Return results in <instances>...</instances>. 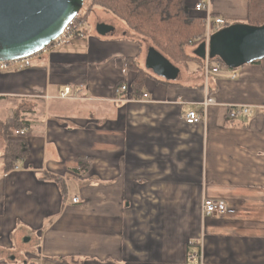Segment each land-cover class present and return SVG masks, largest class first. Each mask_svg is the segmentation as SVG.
<instances>
[{
    "label": "crops",
    "instance_id": "crops-1",
    "mask_svg": "<svg viewBox=\"0 0 264 264\" xmlns=\"http://www.w3.org/2000/svg\"><path fill=\"white\" fill-rule=\"evenodd\" d=\"M204 1L225 27L248 24L251 0ZM103 14L30 68L0 71V264H190L198 244L205 264H264V68L208 77L197 45L186 66L170 60L181 77L167 82L146 69L151 47ZM188 14L207 16L195 2ZM99 24L113 35L98 36ZM128 60L147 76L137 100L118 102L116 89L137 77ZM208 94L216 105L187 125ZM231 105L254 114L229 122ZM13 119L28 124L14 137L28 155L8 172ZM82 159L89 165L76 173ZM209 200L230 211L204 216Z\"/></svg>",
    "mask_w": 264,
    "mask_h": 264
},
{
    "label": "water",
    "instance_id": "water-1",
    "mask_svg": "<svg viewBox=\"0 0 264 264\" xmlns=\"http://www.w3.org/2000/svg\"><path fill=\"white\" fill-rule=\"evenodd\" d=\"M85 0H0V62L35 55L59 38L80 15ZM101 37L113 28L99 24ZM194 55L205 61L220 59L228 69L238 70L264 60V25L235 24L201 43ZM146 69L167 82L179 81L181 70L155 48H150Z\"/></svg>",
    "mask_w": 264,
    "mask_h": 264
},
{
    "label": "trees",
    "instance_id": "trees-1",
    "mask_svg": "<svg viewBox=\"0 0 264 264\" xmlns=\"http://www.w3.org/2000/svg\"><path fill=\"white\" fill-rule=\"evenodd\" d=\"M199 0H91L90 9L99 8L110 13L119 20L133 38L140 41H149L150 47L155 48L169 60L177 65H187L194 58L185 53V47L189 46L190 40L204 36L206 31L203 18L189 16L191 2ZM89 12V11H88ZM87 13H81L78 19H86ZM249 25H264V0H251ZM201 61L200 59H196ZM255 64L262 65L264 60ZM126 66L136 72L137 77L130 85V95L137 98L136 93L142 89L146 73L139 68L135 60H128ZM26 129L28 124L13 119L11 124L4 128L5 149L1 159L5 164L6 171L10 172L17 167V163L24 160L28 155V147L24 141L14 139L16 131ZM28 134V133H27ZM89 159H82L78 173L89 165Z\"/></svg>",
    "mask_w": 264,
    "mask_h": 264
},
{
    "label": "built area",
    "instance_id": "built-area-1",
    "mask_svg": "<svg viewBox=\"0 0 264 264\" xmlns=\"http://www.w3.org/2000/svg\"><path fill=\"white\" fill-rule=\"evenodd\" d=\"M195 11L197 13H207V16L205 17V26H206V32L201 39L200 37L194 40L195 43L200 44L203 42L208 43L210 38L213 34L219 32L226 26L225 20L221 18H212L208 11H209V5L204 0H199L196 3ZM88 31V25L87 22L83 19H78V17L67 27L65 32L57 38L55 41H53L46 49L43 51L26 57L22 59H17L14 61H8V62H0V71H8L11 69L15 70H25L32 66V62L35 58L38 56L47 54L50 52V50L58 47L61 44H64L68 41L75 40V39H82L86 36V33ZM205 62V73L208 77L213 75H219L221 72L225 70H230L227 68V66L218 58L216 59H210L209 57L206 58ZM238 75L234 73V70H232L231 74L229 75V78L231 80H236ZM130 84L124 83L120 85L116 89V101L123 102V101H134L137 100L136 98L132 97L130 93ZM71 94V89L67 88L64 90V93L61 95V98L65 99ZM148 98V95H143V100H146ZM216 105V100L214 97L208 96L204 100V102L201 104L202 106V112H195L191 111L188 112L185 117V123L187 125H196L200 124L205 121L207 110L209 107ZM254 114V108L251 106H236L231 105L228 107V114H227V120L229 122H233L239 118H248L251 117ZM28 131L26 129L16 131L14 137L17 139H24L27 136ZM74 204H79V199L75 198L73 200ZM229 207L226 203L221 201H206L203 204L202 212L204 216H214V215H222L228 213ZM198 250L195 252H190L188 256V261L190 264H205L203 255H202V245L198 244Z\"/></svg>",
    "mask_w": 264,
    "mask_h": 264
},
{
    "label": "rangeland",
    "instance_id": "rangeland-1",
    "mask_svg": "<svg viewBox=\"0 0 264 264\" xmlns=\"http://www.w3.org/2000/svg\"><path fill=\"white\" fill-rule=\"evenodd\" d=\"M90 1L91 0H85V2H84V7H83V9H82V11H81V13L83 14V13H87L88 14V16H87V18L86 19H83V20H85L86 22H87V25H88V27H90L91 28V30H94L95 29V23H101L102 21H106V20H109L108 19V17L106 16V15H104L103 13H107V14H109V15H111L110 13H108V12H106V11H104V10H102V9H99V8H94V9H90ZM89 11V12H88ZM80 13V14H81ZM101 13V14H100ZM103 14V15H102ZM106 16V17H105ZM112 16V15H111ZM113 18V17H112ZM115 20H117L116 18H114ZM91 22V23H90ZM118 22L119 23H121L119 20H118ZM125 28V30L132 36V34L128 31V29L126 28V26L124 27ZM201 39H203V36L202 37H200ZM197 38H193L192 40H190V44H189V46H186L185 47V53H186V55H188L189 56V54L188 53H190L191 52V50H194L196 47H197V45H200V44H197V43H195L194 42V40H196ZM144 43H145V48L146 47H148V46H150L151 44L149 43V41H145V40H142ZM181 66V65H180ZM183 66V65H182ZM235 71H237V70H235ZM71 186H72V188L74 189L75 187H74V183H71Z\"/></svg>",
    "mask_w": 264,
    "mask_h": 264
}]
</instances>
